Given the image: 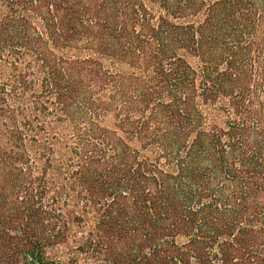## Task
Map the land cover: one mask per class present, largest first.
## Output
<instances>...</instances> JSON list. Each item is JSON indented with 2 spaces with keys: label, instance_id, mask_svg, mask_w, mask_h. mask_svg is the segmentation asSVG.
I'll return each mask as SVG.
<instances>
[{
  "label": "trees",
  "instance_id": "16d2710c",
  "mask_svg": "<svg viewBox=\"0 0 264 264\" xmlns=\"http://www.w3.org/2000/svg\"><path fill=\"white\" fill-rule=\"evenodd\" d=\"M81 261L264 264V0H0V264Z\"/></svg>",
  "mask_w": 264,
  "mask_h": 264
},
{
  "label": "rangeland",
  "instance_id": "374dc122",
  "mask_svg": "<svg viewBox=\"0 0 264 264\" xmlns=\"http://www.w3.org/2000/svg\"><path fill=\"white\" fill-rule=\"evenodd\" d=\"M74 231H75V230H73V232H72V234H71V236L73 235V237L70 238V239H71V244H73L72 241H74V237L77 235ZM74 247H75V245L70 246V248H74ZM63 249L66 250L67 248H66V247H63ZM52 255H54V256H58V248L52 250ZM80 263L82 264L83 261H81Z\"/></svg>",
  "mask_w": 264,
  "mask_h": 264
}]
</instances>
